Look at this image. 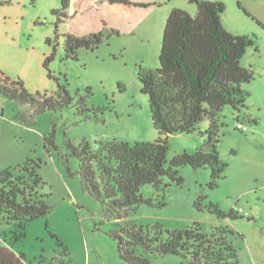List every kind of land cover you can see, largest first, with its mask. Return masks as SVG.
<instances>
[{"label":"rangeland","instance_id":"374dc122","mask_svg":"<svg viewBox=\"0 0 264 264\" xmlns=\"http://www.w3.org/2000/svg\"><path fill=\"white\" fill-rule=\"evenodd\" d=\"M210 1L225 3L222 21L228 31L250 35L256 42L241 60L255 75L243 84L250 93L246 107L238 111L226 105L220 112L219 151L228 164L225 178L210 188L209 169L183 166L181 183L163 176L159 187L144 185L141 193L151 201L130 209L123 218L144 227L162 223L165 230L186 229L195 221L203 223L208 232L227 225L236 231L232 240L240 264H264V0ZM129 2L72 0L74 11L67 10L69 16L59 24L56 38L53 11L61 8V0H0V70L21 78L33 93L50 94L66 85L77 99V93L86 95L89 87L88 105L94 107L84 117L78 113L75 99L60 111L35 115L28 126L18 116L29 105L0 96V162L13 152L22 153L16 163L28 157L42 159L40 172L46 184L41 191L54 206L48 216L33 220L26 236L16 241L10 237L11 224L0 213V245H12L18 255L24 254V264H126L109 234L118 220L108 216L104 204L83 188L80 160L67 157L68 143L79 146L88 141L96 149L99 142L113 138L130 142L157 139L149 98L141 90L138 73L142 67L160 66L164 29L172 9L197 13L190 0ZM100 31L109 37L97 48H81L78 59L66 57L65 35ZM238 122L247 131L237 129ZM205 126L206 121L199 124L200 129ZM53 131L55 145L48 150L44 138ZM168 140L169 160L184 150L193 152L203 143L199 132L175 133ZM201 195L205 203H217L227 212L234 209L239 217L218 218L206 209L199 210L195 201ZM149 258L150 264H187L181 255L151 254Z\"/></svg>","mask_w":264,"mask_h":264},{"label":"trees","instance_id":"16d2710c","mask_svg":"<svg viewBox=\"0 0 264 264\" xmlns=\"http://www.w3.org/2000/svg\"><path fill=\"white\" fill-rule=\"evenodd\" d=\"M70 2L61 0V8L53 11L57 15L56 38L59 24L69 16ZM190 2L197 6L195 15L174 7L167 19L160 66L142 67L138 73L141 90L149 98L157 139L130 142L113 138L99 142L96 149H91L88 141L79 146L68 143L67 157L75 156L80 160L83 188L104 204L108 216L118 220L116 229L109 234L116 241L120 259L126 264H150L151 254L181 255L187 264H240L232 240L236 231L227 225L212 227L208 232L203 223L195 221L186 229L165 230L162 223L144 227L123 218L130 209L151 201L141 193L144 185L159 187L163 176L181 183L183 166L209 169L210 188H216L225 178L228 164L219 151L220 112L226 105L238 111L246 107L250 93L243 84L252 81L255 75L241 60L248 47L256 42L250 35H235L225 28L222 14L226 5L222 1ZM111 3L130 2L111 0ZM108 37L102 31L85 36L67 34L65 55L78 59L81 48L95 49ZM53 55L46 58L45 65ZM91 93L88 87L87 94L77 93L76 99L66 85H60L58 91L50 94L33 93L21 78L14 79L0 70V96L29 105L30 109L18 116L28 126L34 123L32 117L35 115L47 110L60 111L73 104L75 99L78 113L87 117V112L94 109L88 105ZM203 121H206L205 129H200L199 124ZM252 121L258 123L257 119ZM194 132H199L203 143L193 152L184 150L169 160V136ZM44 139L51 150L55 145L54 131ZM42 165V159L28 157L0 172V213H4L11 224L12 241L22 240L33 220L48 216L54 209L47 202V194L41 191L46 184L40 172ZM204 198L201 195L195 201L199 210L206 209L218 218L239 217V212L234 209L227 212L217 203H205ZM51 234L57 237L55 233ZM59 244L63 245L61 241ZM11 246L0 245V264H24V254L18 255Z\"/></svg>","mask_w":264,"mask_h":264},{"label":"crops","instance_id":"0c3cea01","mask_svg":"<svg viewBox=\"0 0 264 264\" xmlns=\"http://www.w3.org/2000/svg\"><path fill=\"white\" fill-rule=\"evenodd\" d=\"M70 12H73L74 11V8L72 7V0L70 2V6H69V9H68ZM21 156H22V153L19 155L18 152H13L12 154H9L7 157L8 159H6L4 161L3 158H1V162H0V166L2 169L6 168L7 166H13V164H19V163H16V162H20L21 160ZM19 158V159H18ZM18 160V161H17ZM6 166V167H5Z\"/></svg>","mask_w":264,"mask_h":264},{"label":"built area","instance_id":"2783aa9c","mask_svg":"<svg viewBox=\"0 0 264 264\" xmlns=\"http://www.w3.org/2000/svg\"><path fill=\"white\" fill-rule=\"evenodd\" d=\"M237 129H239V130H242V131H247V127L244 125V124H242L241 122H238V124H237ZM240 211H241V209H240Z\"/></svg>","mask_w":264,"mask_h":264}]
</instances>
